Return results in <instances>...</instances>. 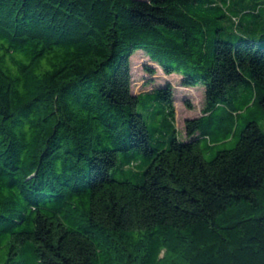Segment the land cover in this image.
Masks as SVG:
<instances>
[{"label":"trees","instance_id":"16d2710c","mask_svg":"<svg viewBox=\"0 0 264 264\" xmlns=\"http://www.w3.org/2000/svg\"><path fill=\"white\" fill-rule=\"evenodd\" d=\"M247 14L261 12L234 0H0L5 264H264V33L232 42L217 27L244 28ZM137 51L180 88L205 87L186 141L170 83L133 92ZM143 97L170 119L155 145Z\"/></svg>","mask_w":264,"mask_h":264},{"label":"rangeland","instance_id":"374dc122","mask_svg":"<svg viewBox=\"0 0 264 264\" xmlns=\"http://www.w3.org/2000/svg\"><path fill=\"white\" fill-rule=\"evenodd\" d=\"M239 8H245L249 11L258 10L261 14L256 17L251 14H247L243 20L244 28H239L234 30L231 21L226 19H220L217 21L219 28H222L221 36L232 42L237 41L239 38L238 36H243L245 38L254 39L255 37L258 39L260 35L264 33V0H234ZM213 16H217L216 13ZM151 67L155 70V75H151L146 71V67ZM131 68H132V75H133V92L135 94H139L149 90L150 88L147 84L151 83L153 85L152 88H159L168 83H170L175 90V101L174 105L176 108V121L174 123L175 130H177L178 136L182 141H186L185 135V127L186 122L188 119H195L201 117L203 114V109L206 104V90L205 87L199 85L195 88H189L191 90L185 91V87L180 88L181 78L178 77L177 74L170 75L167 77L162 73L161 69L154 63L149 60V57L145 55L143 51H137L131 57ZM183 88V89H182ZM148 97H143L141 103L137 106V112L142 114L144 117L145 122L149 128V132L151 134L152 143L155 145L157 139H163V134L168 131V129L164 126V118L167 117V114L157 113L159 110V106L154 104L155 113L154 111H148L147 107L150 105L152 99ZM190 104L191 107H188ZM252 109L247 112H244L243 115L239 118L237 124L239 126V130L245 126L246 119L251 114ZM261 127L264 130V120L260 121ZM238 133V132H237ZM239 136L232 139L227 143L226 147H222L217 150H225V149H232L236 146L238 142ZM216 150V151H217ZM216 151H206L205 152V159L207 161L212 160L215 157ZM133 151H129L131 153ZM123 153L119 155V159L117 161L116 169H120L123 164ZM114 169V173L117 179H122V172L119 170ZM13 255L10 254V248H2L0 249V264H5L6 260ZM18 253L13 259H18Z\"/></svg>","mask_w":264,"mask_h":264},{"label":"crops","instance_id":"0c3cea01","mask_svg":"<svg viewBox=\"0 0 264 264\" xmlns=\"http://www.w3.org/2000/svg\"><path fill=\"white\" fill-rule=\"evenodd\" d=\"M188 90H191V89H185V91H188Z\"/></svg>","mask_w":264,"mask_h":264}]
</instances>
